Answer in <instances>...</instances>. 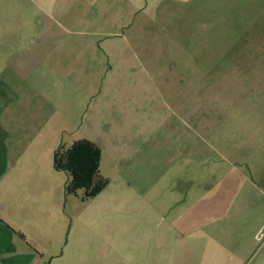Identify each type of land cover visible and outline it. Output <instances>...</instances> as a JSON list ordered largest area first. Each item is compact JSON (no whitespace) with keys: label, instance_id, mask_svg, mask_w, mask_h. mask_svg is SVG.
I'll return each instance as SVG.
<instances>
[{"label":"rangeland","instance_id":"374dc122","mask_svg":"<svg viewBox=\"0 0 264 264\" xmlns=\"http://www.w3.org/2000/svg\"><path fill=\"white\" fill-rule=\"evenodd\" d=\"M85 140L68 195L54 152ZM1 160L31 264H259L264 0H0Z\"/></svg>","mask_w":264,"mask_h":264},{"label":"crops","instance_id":"0c3cea01","mask_svg":"<svg viewBox=\"0 0 264 264\" xmlns=\"http://www.w3.org/2000/svg\"><path fill=\"white\" fill-rule=\"evenodd\" d=\"M19 160L20 159L16 161V166L20 164ZM10 164L11 162L7 160L0 161V182H7L11 187H13L15 184H20V181H25L26 179H21V175L18 173L14 174L12 172H8L11 171ZM23 177H27V175H23ZM41 177L42 175H39V181H42ZM31 181L37 182V180L33 178L31 179ZM262 181L263 182L261 183V185H259V187L264 185V176H262ZM34 188H36L35 185L33 183H30L29 189H26L24 191V194L22 196L20 195L17 200V204H19L21 209L23 208L24 211H27L25 210V208H28V206L32 207L33 204H37L35 202L40 201L36 198L28 196L31 191H33L32 194H35V192H37L34 191ZM261 193L264 194L263 188L261 189ZM6 208V204H1L2 211L6 210ZM31 214L32 213L28 212V216L31 217ZM1 228L3 229V232L5 233L6 237L0 238V264H31L32 260L29 262V259L27 257H24V255L19 252L18 244L13 230H11L10 227L5 226L4 224H1ZM259 228L260 229H257L256 231L258 234L260 232L257 238V246L253 251L249 252L250 254L248 253L249 259L247 260L250 261L254 258L255 260H259V264H264V222ZM237 259H233V257H230V260ZM241 260L245 261V259L243 258Z\"/></svg>","mask_w":264,"mask_h":264},{"label":"trees","instance_id":"16d2710c","mask_svg":"<svg viewBox=\"0 0 264 264\" xmlns=\"http://www.w3.org/2000/svg\"><path fill=\"white\" fill-rule=\"evenodd\" d=\"M101 149L92 141L85 140L70 147L61 145L54 152V168L68 176V195L77 194L82 183L89 180L99 163Z\"/></svg>","mask_w":264,"mask_h":264}]
</instances>
